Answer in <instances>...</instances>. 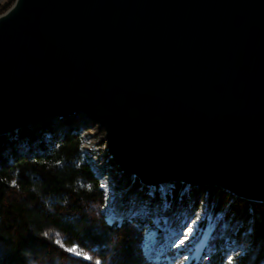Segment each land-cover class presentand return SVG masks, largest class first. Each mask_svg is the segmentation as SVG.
Here are the masks:
<instances>
[{"label": "water", "instance_id": "obj_1", "mask_svg": "<svg viewBox=\"0 0 264 264\" xmlns=\"http://www.w3.org/2000/svg\"><path fill=\"white\" fill-rule=\"evenodd\" d=\"M76 112L146 187L264 204V0H13L0 135Z\"/></svg>", "mask_w": 264, "mask_h": 264}, {"label": "trees", "instance_id": "obj_2", "mask_svg": "<svg viewBox=\"0 0 264 264\" xmlns=\"http://www.w3.org/2000/svg\"><path fill=\"white\" fill-rule=\"evenodd\" d=\"M90 124L92 120L81 112L45 115L0 135V264H35L52 234L60 235L69 246L94 251L96 264H153L150 259L154 255L145 258L139 244L132 242L155 227L152 215H137L135 225L125 224L122 232L115 222L104 219L101 178L92 167L81 133ZM97 128L101 132L102 128ZM124 175L133 186L150 191L154 199L172 208L187 202L190 186L168 182L165 189L146 187L138 178ZM198 187L206 190L204 216L187 251L199 241L209 220L237 198L218 187ZM215 250L209 255L219 264L222 259L219 249Z\"/></svg>", "mask_w": 264, "mask_h": 264}, {"label": "rangeland", "instance_id": "obj_3", "mask_svg": "<svg viewBox=\"0 0 264 264\" xmlns=\"http://www.w3.org/2000/svg\"><path fill=\"white\" fill-rule=\"evenodd\" d=\"M81 133L92 167L101 178L104 191L101 212L104 219L109 223L115 222L116 228L122 232L124 226L134 223L137 215H152L155 227L145 230L140 239L132 240L139 244L145 258L154 255L151 263L215 264L214 255L209 254L215 253L217 247L222 259L219 264H264V204L235 198L214 219L209 220L199 241L191 251H187L202 227L206 190L186 185L187 202L172 208L154 199L150 191L133 186L131 180L121 174V168L107 152L103 129L100 132L96 123L82 128ZM168 184L159 186L165 189ZM109 215L113 217L109 218ZM70 248L76 251L69 252ZM96 263L94 251L69 246L60 235L52 234L42 245L35 264Z\"/></svg>", "mask_w": 264, "mask_h": 264}, {"label": "built area", "instance_id": "obj_4", "mask_svg": "<svg viewBox=\"0 0 264 264\" xmlns=\"http://www.w3.org/2000/svg\"><path fill=\"white\" fill-rule=\"evenodd\" d=\"M8 0H0V12L3 11L5 8V4Z\"/></svg>", "mask_w": 264, "mask_h": 264}, {"label": "snow or ice", "instance_id": "obj_5", "mask_svg": "<svg viewBox=\"0 0 264 264\" xmlns=\"http://www.w3.org/2000/svg\"><path fill=\"white\" fill-rule=\"evenodd\" d=\"M45 235H47V234H45ZM57 243H59V241H57ZM68 251H69V252H75L76 249H75V248H70V249H68Z\"/></svg>", "mask_w": 264, "mask_h": 264}, {"label": "bare ground", "instance_id": "obj_6", "mask_svg": "<svg viewBox=\"0 0 264 264\" xmlns=\"http://www.w3.org/2000/svg\"><path fill=\"white\" fill-rule=\"evenodd\" d=\"M113 217L112 215H109V218Z\"/></svg>", "mask_w": 264, "mask_h": 264}]
</instances>
